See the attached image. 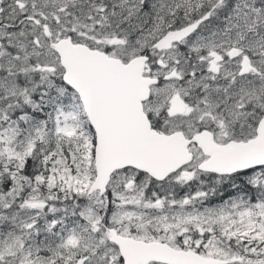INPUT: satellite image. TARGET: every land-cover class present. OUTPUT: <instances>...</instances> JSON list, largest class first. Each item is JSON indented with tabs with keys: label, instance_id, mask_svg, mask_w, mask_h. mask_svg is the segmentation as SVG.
<instances>
[{
	"label": "snow or ice",
	"instance_id": "obj_1",
	"mask_svg": "<svg viewBox=\"0 0 264 264\" xmlns=\"http://www.w3.org/2000/svg\"><path fill=\"white\" fill-rule=\"evenodd\" d=\"M0 264H264V0H0Z\"/></svg>",
	"mask_w": 264,
	"mask_h": 264
}]
</instances>
